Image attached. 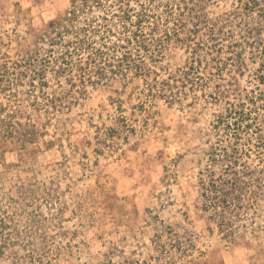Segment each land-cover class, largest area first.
I'll return each mask as SVG.
<instances>
[{"label":"rangeland","instance_id":"obj_1","mask_svg":"<svg viewBox=\"0 0 264 264\" xmlns=\"http://www.w3.org/2000/svg\"><path fill=\"white\" fill-rule=\"evenodd\" d=\"M70 2L0 0V57L35 50ZM127 4L145 22L114 58L137 69L0 91L5 114L46 133L41 163H61L30 209L45 226L0 264H264V0Z\"/></svg>","mask_w":264,"mask_h":264},{"label":"trees","instance_id":"obj_2","mask_svg":"<svg viewBox=\"0 0 264 264\" xmlns=\"http://www.w3.org/2000/svg\"><path fill=\"white\" fill-rule=\"evenodd\" d=\"M144 18L128 7L127 0H71L69 8L37 35L35 50L27 52L19 61L0 57L5 59L0 65V91L26 82L30 89L37 85L43 87L47 85L43 80L47 71L59 73L72 67L82 69V65L93 69L98 64V70L107 69L113 75L124 76L127 70L138 66L126 59H115L118 46L112 40L119 41L121 32L130 37L141 33ZM119 26L122 30L116 31ZM132 26H136V31L130 30ZM110 58L119 62H107ZM228 114L234 118L235 113ZM45 134L35 124L13 120L5 114L0 102V156L15 152L18 157L14 163L2 161L0 170V259H14L19 250L24 252L33 243V230L45 226L46 219L37 210L30 209L48 196L49 184L57 178L50 171L61 165L60 162L43 164L35 155L38 149L33 144ZM43 144L50 147L53 142L43 141ZM109 212L103 216L110 218ZM27 216L28 221L20 225ZM94 221L90 217L88 222Z\"/></svg>","mask_w":264,"mask_h":264}]
</instances>
